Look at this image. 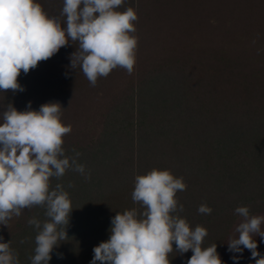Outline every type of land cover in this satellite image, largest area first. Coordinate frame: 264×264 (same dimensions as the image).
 Returning a JSON list of instances; mask_svg holds the SVG:
<instances>
[{"label":"trees","instance_id":"16d2710c","mask_svg":"<svg viewBox=\"0 0 264 264\" xmlns=\"http://www.w3.org/2000/svg\"><path fill=\"white\" fill-rule=\"evenodd\" d=\"M38 2L63 21L62 0ZM126 7L138 17L130 74L117 67L92 86L79 65L71 68L78 43L69 40L27 74L21 70L23 91H0V109L59 102L62 122L72 126L65 155L79 152L90 173L85 179L68 169L50 178L69 192L73 210L49 264H88L93 247L108 239L111 217L139 208L135 177L154 168L183 178L179 215L207 229L202 247L216 243L223 261L241 219L234 209L264 215V0H124L119 10ZM201 204L211 213H199ZM44 211L25 208L0 226L19 264L34 254L36 231L27 220L46 219ZM173 249L171 264H186L191 251Z\"/></svg>","mask_w":264,"mask_h":264},{"label":"clouds","instance_id":"9594fccd","mask_svg":"<svg viewBox=\"0 0 264 264\" xmlns=\"http://www.w3.org/2000/svg\"><path fill=\"white\" fill-rule=\"evenodd\" d=\"M59 17L45 13L38 0H0V91H23L17 77L34 69L58 50L78 43L70 54V66L78 65L92 86L98 77L107 76L122 67L130 74L136 62L138 38L133 7L120 11L124 0H62ZM59 102L24 110L11 103L0 109V226H6L13 216L33 206L44 208L46 219L30 217L27 223L36 231L34 254L30 264H49L52 253L67 239L66 228L72 212L69 192L61 183L51 185L50 178L62 177L72 169L85 179L90 173L78 162L79 152L65 155L63 137L71 124L61 120ZM71 187V184L68 185ZM186 188L182 177L169 170L152 169L135 177L132 200L139 208L117 212L110 219L108 239L92 249L88 264H171L169 253L175 249L181 255L191 251L186 264H224L217 244L202 247L207 229L192 227L179 215L176 193ZM197 211L210 214L212 209L201 204ZM235 236L228 239L227 251L234 264L244 249L250 251L254 264H264V254L257 251L259 236L264 242V215H251L247 206H238ZM255 236V238H253ZM63 259V253H56ZM0 264H19L11 240L0 235Z\"/></svg>","mask_w":264,"mask_h":264},{"label":"rangeland","instance_id":"374dc122","mask_svg":"<svg viewBox=\"0 0 264 264\" xmlns=\"http://www.w3.org/2000/svg\"><path fill=\"white\" fill-rule=\"evenodd\" d=\"M262 229H264V225H262ZM236 235V233H235ZM255 238V236L253 237ZM257 240V251L260 252L261 254H264V244L261 243V239L259 236L256 237ZM260 242V243H259ZM227 254V257L225 260V264H233V260L231 259L232 254L226 251L225 255ZM238 255V254H237ZM242 260V261H241ZM250 260V261H249ZM241 261V262H240ZM254 261L253 259L250 258V251L248 249H244L242 253V257H240L239 261L240 263L237 264H251L250 262Z\"/></svg>","mask_w":264,"mask_h":264}]
</instances>
